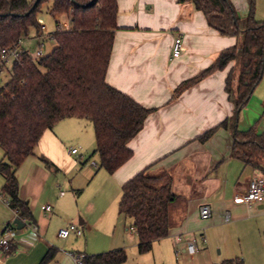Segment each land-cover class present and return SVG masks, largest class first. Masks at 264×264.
Here are the masks:
<instances>
[{
  "label": "crops",
  "instance_id": "crops-1",
  "mask_svg": "<svg viewBox=\"0 0 264 264\" xmlns=\"http://www.w3.org/2000/svg\"><path fill=\"white\" fill-rule=\"evenodd\" d=\"M117 5V28L106 81L153 110L128 143L131 157L112 173L104 168L94 170L97 163L86 164L83 151L89 150L93 141L96 146L91 120L66 117L47 129L16 171L19 195L33 214L31 221L22 219L26 225L21 229L13 223L16 212L1 194L5 179L0 173V235L9 225L17 229L12 250L0 251V264H74L73 254L124 248L125 243L118 238L110 240L102 225L107 212L114 205L116 208L122 185L145 168L169 172L172 192L177 196L172 209L174 225L153 246L169 238L175 246L181 244L182 251L188 252L186 245L192 239L198 250L200 246L209 248L229 226L264 214V202L248 205L234 201L252 178L264 175L231 154L236 127L245 130L255 126L264 131V99L258 108L259 118L250 124L248 115L236 110V94L226 88L227 77L240 63L239 58L176 91L182 82L197 78L211 66L222 50L238 45L242 34H221L190 2L117 0ZM59 21L63 29L69 28V14L66 25ZM178 34L184 37L185 49L180 56L172 57V43ZM41 36H34L39 44ZM210 129L213 133L200 139ZM75 147L78 153L72 154L70 150ZM4 158L0 147V160ZM94 180L100 181L103 197L105 194L110 200L107 204L104 199L98 203L92 197L81 198L82 187ZM46 204L53 207L50 213L45 211ZM204 204L211 209L208 218L200 215ZM125 218L129 226L124 225L121 232L135 240L137 247L132 221ZM70 223L78 224L82 234L59 236V229Z\"/></svg>",
  "mask_w": 264,
  "mask_h": 264
},
{
  "label": "trees",
  "instance_id": "trees-1",
  "mask_svg": "<svg viewBox=\"0 0 264 264\" xmlns=\"http://www.w3.org/2000/svg\"><path fill=\"white\" fill-rule=\"evenodd\" d=\"M44 1L0 0V50L18 44L28 36L30 27L36 29L37 35L43 34L37 13ZM179 2L192 3L221 34H242V38L238 45L222 50L197 78L182 82L176 91L239 58L235 96L239 113L264 73V20L255 19L253 0L245 20L231 0ZM48 10L55 17L69 14V28L63 29L56 19V29L51 33L55 41L52 50L34 57L22 49L8 68L9 78L0 85V147L5 157L0 160V173L5 179L1 194L17 217L29 221L33 214L19 195L16 171L34 152L47 129L66 117L91 120L96 140L92 154L98 155L100 168L112 173L131 157L133 151L128 143L153 110L106 81L117 28V0H53ZM231 74L227 77L228 91ZM213 131L204 132L200 139H207ZM231 154L264 174V131L255 126L245 130L236 127ZM121 190L119 212L132 221L138 251L147 252L174 225L172 209L177 197L172 192V177L165 170L153 173L145 168L128 179ZM83 255L82 264H125L127 260L124 248ZM222 264L245 262L237 257Z\"/></svg>",
  "mask_w": 264,
  "mask_h": 264
},
{
  "label": "rangeland",
  "instance_id": "rangeland-1",
  "mask_svg": "<svg viewBox=\"0 0 264 264\" xmlns=\"http://www.w3.org/2000/svg\"><path fill=\"white\" fill-rule=\"evenodd\" d=\"M52 1L53 0H46L42 2L40 10L37 13V19L41 24L43 32V34H41V39L43 38V40L40 41L41 43L39 44L37 39L34 38V36H36V29L34 27H30L28 36L23 38L22 48L24 47L23 49L35 55L40 47L42 54L39 55V57L48 54L55 46V41L51 38V33L56 29V19L61 20V23L66 25V13H61L60 16L55 17L49 12L48 8L52 4ZM235 2L236 7H234L238 15L242 20H245L249 14V0H236ZM253 7L255 19L264 20V0H253ZM11 63L12 61L9 64V68L11 67ZM240 63L232 72L230 79V87L234 95L236 94L237 77L241 68ZM8 78L9 72L7 70L1 72V85ZM263 89L264 73L262 79L252 92L247 105L242 109V111L248 115L250 124H254L260 116L261 111L258 108L264 99L262 96L264 95L262 94ZM94 149L95 141L92 142L89 150L86 149L83 152L84 158L88 159L86 164L88 163V165H90L89 163L92 160L95 161L97 167H94V170H97L100 168L99 158L97 154H92V150ZM82 188L83 190L80 194L81 198L88 200L92 197L94 201L98 203H101L103 199L106 204L110 202V200H106L105 194L103 197V189L101 191L102 185H100V181L94 180L87 182ZM121 193L122 190L118 198V203ZM107 213L108 216H106L102 228L107 231L110 240L118 238L119 241L125 243L124 248L127 252L125 264H221L223 260L235 258L237 255L244 258L246 264H264V214L258 218H249L243 223L229 226L225 232L220 233L221 236L213 239L209 248L200 246V250L190 255L188 252L182 251L181 244L175 246L169 238L158 241L151 250L140 253L137 250L135 240H130L127 234L121 232L124 225L127 227L129 226V220L126 219L124 215L119 214L118 204L116 208L114 205L112 210H109ZM52 230L56 231L54 227ZM204 236L207 240L206 235ZM215 236H217V233H215Z\"/></svg>",
  "mask_w": 264,
  "mask_h": 264
},
{
  "label": "built area",
  "instance_id": "built-area-1",
  "mask_svg": "<svg viewBox=\"0 0 264 264\" xmlns=\"http://www.w3.org/2000/svg\"><path fill=\"white\" fill-rule=\"evenodd\" d=\"M23 40H20L18 44L13 46L3 47L0 50V73L4 70L8 71L10 62L16 59L20 52L22 51L21 43ZM184 37L182 34H178L174 37L172 43V50L171 56L178 57L184 51ZM28 52V51H27ZM31 54V53H30ZM42 54V50L39 49L36 51L35 55L31 54L34 57H39ZM41 57V56H40ZM12 59V60H11ZM0 79V85H1ZM70 152L72 154L78 153V148H71ZM91 164L96 165L95 161H91ZM234 201L236 202H243L248 205L254 203H262L264 202V175L257 176L252 178L248 182L247 189L245 192L241 194H237L234 197ZM6 203L9 205V201L7 200ZM52 205L46 204L45 211L50 213L52 211ZM17 215V214H16ZM200 215L202 218H208L211 215V209L209 205L204 204L200 207ZM33 231H36V226L34 224L29 225ZM70 233H74L76 235L82 234L81 227L76 223H70L68 226L62 227L58 231V235L66 238L69 236ZM17 234V229L15 226H7L2 234L0 235V251L2 252H10L13 247V239ZM202 239L205 241V236H202ZM186 249L189 254H195L198 251L197 242L195 239L187 242ZM83 254H73L74 264H82Z\"/></svg>",
  "mask_w": 264,
  "mask_h": 264
},
{
  "label": "water",
  "instance_id": "water-1",
  "mask_svg": "<svg viewBox=\"0 0 264 264\" xmlns=\"http://www.w3.org/2000/svg\"><path fill=\"white\" fill-rule=\"evenodd\" d=\"M37 0H35L34 3H36ZM13 223L16 224L17 228L21 229L25 227L26 223L19 217H15L13 220Z\"/></svg>",
  "mask_w": 264,
  "mask_h": 264
}]
</instances>
